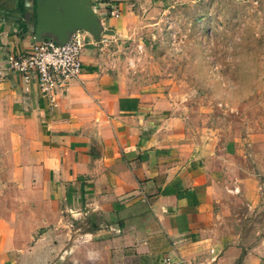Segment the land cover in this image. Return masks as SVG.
<instances>
[{
  "label": "crops",
  "instance_id": "obj_1",
  "mask_svg": "<svg viewBox=\"0 0 264 264\" xmlns=\"http://www.w3.org/2000/svg\"><path fill=\"white\" fill-rule=\"evenodd\" d=\"M148 1L92 9L118 28L111 9ZM34 25L35 0H0V59L28 52ZM85 40L54 106L0 71V264H264V139L242 152L190 133Z\"/></svg>",
  "mask_w": 264,
  "mask_h": 264
},
{
  "label": "rangeland",
  "instance_id": "obj_2",
  "mask_svg": "<svg viewBox=\"0 0 264 264\" xmlns=\"http://www.w3.org/2000/svg\"><path fill=\"white\" fill-rule=\"evenodd\" d=\"M118 13L107 14L118 23L124 14L118 28L100 25L94 40L103 66L158 89L190 133L261 147L264 0H149Z\"/></svg>",
  "mask_w": 264,
  "mask_h": 264
},
{
  "label": "built area",
  "instance_id": "obj_3",
  "mask_svg": "<svg viewBox=\"0 0 264 264\" xmlns=\"http://www.w3.org/2000/svg\"><path fill=\"white\" fill-rule=\"evenodd\" d=\"M108 14L113 18L119 15L116 9ZM88 37L87 32L80 30L70 33L61 44L52 37H41L26 53L6 52L0 59V71L17 73L25 83L34 82L39 95L54 106L58 91L81 73L80 53Z\"/></svg>",
  "mask_w": 264,
  "mask_h": 264
},
{
  "label": "water",
  "instance_id": "obj_4",
  "mask_svg": "<svg viewBox=\"0 0 264 264\" xmlns=\"http://www.w3.org/2000/svg\"><path fill=\"white\" fill-rule=\"evenodd\" d=\"M99 28L88 0H35L34 40L49 36L61 44L77 30L96 40Z\"/></svg>",
  "mask_w": 264,
  "mask_h": 264
}]
</instances>
